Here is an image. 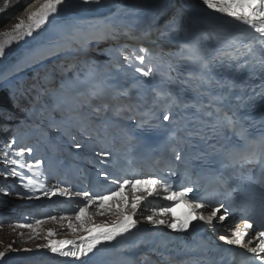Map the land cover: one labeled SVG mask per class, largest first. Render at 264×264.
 Instances as JSON below:
<instances>
[{
    "label": "snow or ice",
    "instance_id": "1",
    "mask_svg": "<svg viewBox=\"0 0 264 264\" xmlns=\"http://www.w3.org/2000/svg\"><path fill=\"white\" fill-rule=\"evenodd\" d=\"M85 3L96 2L99 0H84ZM64 3V0H45V2L39 7L38 10L33 11L28 16L27 23L23 20L19 21L14 25L12 33H5L9 39L0 41V56L4 55L5 47L8 44H11L13 40H23L25 37H30L33 35V32L41 29L42 26L49 21V18L56 14L59 10V7ZM203 5L207 9L212 10V12L220 14L224 17L232 18V20L246 25L248 28L252 29L255 33H258L260 37H264V0H202ZM262 46H264V39L261 41ZM141 51H147L142 49ZM138 59L143 63L145 57L143 55L138 56ZM136 71L141 73L143 76L148 77L152 75V70H144L142 67L136 68ZM162 120L167 122L170 121L171 117L168 114H162ZM223 120L225 122L224 127L225 131L228 128L235 127V121L232 116H229L227 113H224ZM80 147L79 144L76 145ZM259 150H257V145L250 144L246 147H237L228 150L227 157L230 160L231 166L243 169L245 164H256L259 165L262 169L261 173L258 176L252 177L249 176V181L253 184L259 186L262 194H264V140L259 144ZM32 149H28V152L31 153ZM23 150L17 153L18 156H23ZM107 155V153H106ZM176 158L179 159L180 155L177 153ZM6 163L14 166H18L23 169L27 167L31 170H39L42 162L37 160L35 166L32 164L25 165L22 160H8L7 157ZM12 175H20L23 179L22 173L16 171V167L12 168ZM107 178V174H104ZM176 175V173H173ZM36 181L32 179L28 180L27 184H24V187L28 191H34L35 189L29 187L33 185ZM113 183L118 184L116 190L109 192L108 194L101 195H91L88 192H77L75 195H83L89 198L90 204H95L99 209H105L111 211L112 207L107 205L105 202L109 200L116 201L115 207L121 216V219L112 226L108 225H95L97 229H101L96 235H88L81 238V243L75 247L74 250H64L68 245H74L72 240H59V241H50L47 245L50 248L51 252L59 253L65 257H74L79 258L81 256H87L89 253L93 252L97 248V245L101 242H110L116 239L117 236H121L125 233H128L130 229L136 227V220L133 219L136 214V210L140 206L142 201H145L147 197L145 196H136L133 195L131 202L129 198L124 194L125 187L130 186L133 193L138 191L146 192L148 196L158 195L157 189L163 187L164 198L173 201L175 203L184 202L190 211L188 212L185 219L177 221L172 219L170 222L164 219H154L153 216L149 215L146 217L147 221L153 225H164L173 230H187L192 220H200L206 223L209 227L213 228V231L216 230V226L212 222V218L217 215L219 208L224 209V215L219 216L220 220H224L226 215H232L234 212H239L240 223L232 231L231 238L227 235H220L219 239L226 242L228 245H236L243 248H247V251L257 254L260 264H264V256L259 254L264 253V219L261 220L259 224L253 219V209L254 204L251 201L244 199L243 197L231 196V202L225 206L223 202L217 201L219 203V208H214L211 213L205 217L203 215V209L208 206L210 207L213 204V201L208 200L206 197H195L192 199H186L188 194L193 191L192 187L182 186L180 190H173V186L164 179L156 177H146V178H133V179H123L122 182L113 181ZM42 187V185H41ZM224 187V185H221ZM52 195H71L67 193L66 190L53 189L50 190ZM229 194L231 192H238V188L228 189ZM45 195H48L46 192ZM131 207L132 213L127 214L124 209ZM197 210H201L198 212ZM174 212V208L170 205L159 209L160 215H167ZM87 208H79L78 213L76 214L77 220H82L86 218ZM51 219H56V217H50ZM37 224H40L41 221L37 220ZM20 227L32 228L31 224H21ZM68 227L73 229L72 223L69 222ZM83 231L92 233L93 228L84 227L83 223L81 224ZM249 230L255 231L256 237H259V243L255 247H248L249 244L253 243L254 237L249 236ZM75 231V229H73ZM55 233L52 230H49L48 235L52 236ZM246 237H248L246 241ZM4 253L0 252V256H3Z\"/></svg>",
    "mask_w": 264,
    "mask_h": 264
},
{
    "label": "bare ground",
    "instance_id": "2",
    "mask_svg": "<svg viewBox=\"0 0 264 264\" xmlns=\"http://www.w3.org/2000/svg\"><path fill=\"white\" fill-rule=\"evenodd\" d=\"M45 2V0H36L31 2L24 12L21 14V18L28 21V16L31 12L36 11L39 7ZM120 2H125L124 4H119ZM128 3H134L136 9H128ZM79 4L87 5L86 7H80ZM122 5V8L118 9V6ZM77 6V7H76ZM117 6V10L114 11L116 14H109L111 10H113ZM164 10L160 8V4L158 0H99L96 2L85 3L84 0H64V3L59 7V10L56 14L49 18V21L46 22L41 29H38L33 32V35L30 37H25L23 41L27 39H31L34 35H37L40 31L50 29L55 26V24L62 21V19L67 18V16L71 17L72 13L79 14L76 16V20L79 23V27H75L74 30L70 31H61L58 35L65 39L63 41L67 42L74 34V32L82 34V29L86 25L84 29L88 33L105 34L109 30L114 27L121 26H130L133 28L136 33H146L150 37L155 34V38L157 39L159 44H155L154 50H160V55L167 56L168 61L170 63V67L172 69V65L170 62L169 55H176L180 51H184L182 46L184 44V38L187 33H190L194 37L201 39V35H205L206 37H214L218 35V32L221 29V25L219 21L221 20L222 15L212 12V10L207 9L206 6L192 3L186 9L182 11H176L173 9L172 12L163 13ZM168 11V10H167ZM85 14H100L94 15V21H89L86 23L84 18H89L90 16H84ZM102 14V15H101ZM82 21V22H81ZM247 27V26H246ZM122 28V27H121ZM163 29L161 35H163L166 39H162L159 37V30ZM44 32V31H43ZM174 32V38H169L168 36ZM42 33V32H41ZM40 33V34H41ZM87 33V32H86ZM249 33L253 34L254 31L250 29ZM51 34V33H50ZM39 37V36H38ZM38 37H34L32 41L29 43V46L32 42L36 41ZM59 38V37H58ZM57 38V39H58ZM53 40V39H52ZM142 42H148L147 35L145 37L140 38ZM71 41V40H70ZM73 42V41H72ZM57 46V43H44L39 47H33L29 51V57L34 61L40 59L44 56V54L50 53L54 51V47ZM62 46V45H61ZM60 46V47H61ZM159 46V47H158ZM59 48V47H58ZM63 49V48H62ZM146 57V53H142ZM28 59V58H27ZM172 59V58H171ZM33 61V62H34ZM181 64V63H180ZM180 64L174 67L175 70L178 69ZM174 66V65H173ZM177 74V73H175ZM144 83L146 85L149 84V79H144ZM159 116V115H158ZM219 220L221 227L224 226V220ZM240 223V222H239ZM238 223V224H239ZM238 224L236 226H238ZM108 225L109 227L111 225ZM235 226V227H236ZM101 229H94L92 233H86L79 237H65L63 239H53L48 238L44 244H41L38 247L32 249V252L26 254H14L11 259H3V262H39L43 263L45 261L52 264H79L78 258L74 257H65L60 255L59 253L51 252L50 248L47 247L50 241H59V240H72L74 241V245H68L64 250H74L76 246H78L82 241V237H86L88 235H96ZM253 237V235H250ZM42 240V239H41ZM247 241V240H246ZM107 242H101V244L97 245V247H103ZM257 240L254 238L253 243L249 244L248 247L257 246ZM239 249H245L238 246ZM49 252L47 255L49 258L45 256L44 253ZM94 256L93 253H91ZM1 257H4L1 256ZM88 263V262H86Z\"/></svg>",
    "mask_w": 264,
    "mask_h": 264
},
{
    "label": "rangeland",
    "instance_id": "3",
    "mask_svg": "<svg viewBox=\"0 0 264 264\" xmlns=\"http://www.w3.org/2000/svg\"><path fill=\"white\" fill-rule=\"evenodd\" d=\"M9 1H11L13 3H17L19 0L18 1L5 0L4 6L10 4V3H8ZM124 3L125 2H120L119 4H124ZM78 6L86 7L87 5L79 4ZM26 7H25V9H26ZM120 8H122V5L118 6V9H120ZM128 9H136L137 10L138 8L136 7V5L134 3H131V4L128 3ZM24 10H23V12H24ZM116 10H117V6L113 10H111L109 12V14H116L114 12ZM21 14L19 16H17L16 18L10 20L5 26H3L0 29V41H4V40L9 39V37L6 36L5 33H12L14 25L17 24L19 21L23 20L27 23L26 20H24L23 18L20 17ZM76 15L78 16L79 14H76ZM94 15H100V14H91V15L85 14L84 16H90V17L89 18L85 17L84 21L86 23H88L89 21H94V18H93ZM75 20H76V17L67 16V18L62 19L61 22L55 24V26L51 27L50 29L43 30L44 32L40 31L37 35H34V37H38L39 35L40 36L32 44V46L30 48H27V47L29 46V43L32 41V39L34 37H32L31 39H27L26 41L13 40V42L11 44L6 45L4 55L0 56V89H4V87L2 85H5V83L9 82L11 77H13L14 74L17 73V71L24 70V69L28 70L30 68V66H32L31 62H33L34 60L29 57V51L31 48L39 47L44 43H49L50 41H52V39L53 40L56 39L55 43H57V46L54 47L53 52H50V53H47L46 55H44L45 57L51 58L52 56L57 55L58 53H65L66 51H68L70 49H76L75 45L80 48V47H83L84 45H88V47H89L92 43H95L96 49L95 50H88V52L90 53L88 56L90 57L89 61L92 64L97 63L96 69L98 70L99 73H102V71H103L104 73L108 74L109 77H112L111 73L114 74L115 76H120L122 78L130 77V72L127 71V69L121 68V69L114 70L116 68L115 65H108L107 64V61L110 59L109 55L99 54L96 52L97 48L102 47L105 44H109V43L113 42L114 40L106 41V40H104L106 37H104L102 40H100V41H102L101 44H96L98 39L100 38V36H97L95 34L94 35L77 34L76 32H74L73 36L70 38V40H72L73 42H70V40H69L68 41L69 43L68 42L63 43V41L65 39L61 38L58 35V33H60L61 31L74 30L75 27H79V23ZM85 28H86V25L82 29V32L83 33L89 32L90 29L85 31L84 30ZM126 33H127L128 38L119 37L117 42H120L123 40L124 41H137L136 38L132 39L130 37L135 36L136 34H139V33H136V34L128 33L127 29H125V28L117 27L116 29H111L108 32V34H118V35H122V34H126ZM23 48L24 49L27 48V49L21 51L17 55H12V54H15L16 52H18L20 49H23ZM123 52L127 53L133 57L134 56H137V57L140 56L136 53V50L129 48L127 45H123V49L121 51H119L118 57L123 58V54H122ZM10 55H12V56L10 57ZM112 56H114V54ZM27 58L31 62H29L27 60ZM129 60H130V58H128V61ZM56 61L57 62H55L54 64L60 62L61 58L57 59ZM136 61H137V59H133L132 64L136 65L137 64ZM34 62H35V64L40 63L39 60H36ZM53 65L47 66L46 71H44V73H43L44 77L46 75H50V74H55V76L57 77L58 74L60 75L62 73L63 68L60 67L61 71H56L55 67H53ZM61 65L62 64L60 63V66ZM72 65H75V64L73 63ZM67 71H68V69L66 70V72ZM32 73L34 75L40 76L41 71H39V72H33L32 71ZM55 80L57 82L56 83V85H57L58 84V78L57 79L55 78ZM34 84H36L35 80L31 79L28 82V87L31 88V86H33ZM46 84H47L48 88L53 89L52 86H54V85L52 83H49L47 81ZM67 84L69 85V82ZM36 86H37V84H36ZM27 91L29 92V89H27ZM35 91H36L35 89L33 91H31V94ZM23 97L25 98V100L28 101V98H29L28 96H26L24 94ZM83 102H84V100L82 102L79 101L78 104L79 105L83 104ZM13 109L16 110L15 108H13ZM4 117H6L7 119L12 118L9 114H5ZM16 118L21 119V116L17 115ZM0 165H3V163ZM9 182H10V180H8V179L3 180V183H9ZM1 183H2V181L0 179V184ZM18 183H20V180L16 176H14L13 179H11L10 187L15 188ZM27 183H28V179L24 181V184H27ZM18 193H19V190H16V191H13L11 194L10 188H8L7 193L2 194V195L0 194V195L4 196L5 200H10L17 207L20 206L19 205L20 201H28L30 204H32L30 207L39 208V206H38L39 202L42 201L43 199H45V197H43V196L25 199L24 197H18L17 196ZM15 208L16 207H14L12 209H15ZM17 212H18V209H16V211H14L13 213H17ZM2 213L7 214V211H2ZM52 217H56V219L46 218L45 220H40V216H39L38 218H34L32 220H29L27 223H25L24 220H22L20 216H18L17 219H16V217L12 218L10 216L9 218L7 217V218L1 220L0 221V252L4 253V257L0 256V260L3 258L11 259L14 254H26V253H30V251L32 252V249L40 246L41 244H44L42 242L45 241L47 239V237H50L48 235L49 230H52L55 233V235H52V238H56V237L65 238V237H71V236L77 237V236H80V235H83L84 233H86L81 228L82 223H83L84 227H90V228L94 229L95 225H101L105 222H108V223L112 222V220L115 219L116 214H108V215H102V214L90 215V214H88V215H86V218H82V220H75L76 217H71V218H74V219H71L69 217L62 216L61 214L56 215L55 213L52 215ZM11 220H16V222L14 224H10ZM37 220L41 221V223L37 224L36 223ZM69 222L72 223L73 229H75V231H73V229H70L68 227ZM21 224H31L33 227L32 228L20 227ZM19 248L21 250H18ZM16 250H18V251H16ZM8 264H18V263H8Z\"/></svg>",
    "mask_w": 264,
    "mask_h": 264
},
{
    "label": "trees",
    "instance_id": "4",
    "mask_svg": "<svg viewBox=\"0 0 264 264\" xmlns=\"http://www.w3.org/2000/svg\"><path fill=\"white\" fill-rule=\"evenodd\" d=\"M18 1V0H15ZM33 0H19L17 3L9 1L7 6H4L5 0H0V29L5 26L10 20L14 19L19 13H21L25 7ZM74 74V72H72ZM19 79H22L19 78ZM16 79V80H19ZM7 88L0 89V107L7 105Z\"/></svg>",
    "mask_w": 264,
    "mask_h": 264
},
{
    "label": "water",
    "instance_id": "5",
    "mask_svg": "<svg viewBox=\"0 0 264 264\" xmlns=\"http://www.w3.org/2000/svg\"><path fill=\"white\" fill-rule=\"evenodd\" d=\"M71 15H72V17H76L77 16L75 13H72Z\"/></svg>",
    "mask_w": 264,
    "mask_h": 264
}]
</instances>
